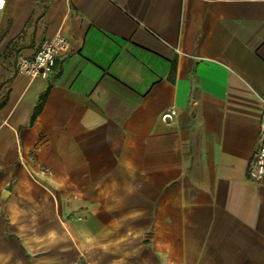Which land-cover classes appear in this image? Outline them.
<instances>
[{"label": "crops", "instance_id": "obj_1", "mask_svg": "<svg viewBox=\"0 0 264 264\" xmlns=\"http://www.w3.org/2000/svg\"><path fill=\"white\" fill-rule=\"evenodd\" d=\"M263 104L264 0H5L0 264H264Z\"/></svg>", "mask_w": 264, "mask_h": 264}, {"label": "built area", "instance_id": "obj_2", "mask_svg": "<svg viewBox=\"0 0 264 264\" xmlns=\"http://www.w3.org/2000/svg\"><path fill=\"white\" fill-rule=\"evenodd\" d=\"M5 5V0H0V16ZM69 48L68 38L61 34H55L50 39H45L39 45L35 54L31 58L19 56L16 62L17 71L32 77H47L54 65L57 55L66 52ZM174 110H170L168 114H173ZM41 175L50 174L47 168L40 169ZM264 174V104L260 119V127L254 152L247 165V176L252 181L261 180Z\"/></svg>", "mask_w": 264, "mask_h": 264}, {"label": "trees", "instance_id": "obj_3", "mask_svg": "<svg viewBox=\"0 0 264 264\" xmlns=\"http://www.w3.org/2000/svg\"><path fill=\"white\" fill-rule=\"evenodd\" d=\"M38 109H39V101H38V104H37V106L35 107V109L33 111V114L31 116V118H34V116H35L36 112L38 111Z\"/></svg>", "mask_w": 264, "mask_h": 264}]
</instances>
